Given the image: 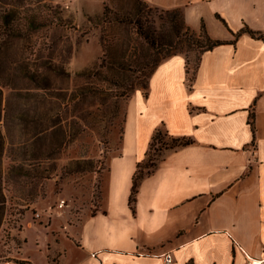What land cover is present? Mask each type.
Wrapping results in <instances>:
<instances>
[{
	"label": "crops",
	"instance_id": "0c3cea01",
	"mask_svg": "<svg viewBox=\"0 0 264 264\" xmlns=\"http://www.w3.org/2000/svg\"><path fill=\"white\" fill-rule=\"evenodd\" d=\"M145 1L181 8L223 43L201 54L191 83L178 53L155 67L147 97L131 98L99 208L75 236L80 263L264 264V38L245 31L264 34V0ZM161 127L194 142L165 151L131 206L137 163Z\"/></svg>",
	"mask_w": 264,
	"mask_h": 264
},
{
	"label": "rangeland",
	"instance_id": "374dc122",
	"mask_svg": "<svg viewBox=\"0 0 264 264\" xmlns=\"http://www.w3.org/2000/svg\"><path fill=\"white\" fill-rule=\"evenodd\" d=\"M133 4L135 0H42L34 7L49 13L50 24L26 32L9 50L8 57L11 54L22 65L30 59V70L42 75L44 89L21 72L19 84L27 96L47 93L38 107L30 104L32 108L21 113L42 118L46 131L34 145L16 150L11 144L29 136L28 118L19 126L17 113L11 114L15 117L8 130L3 127L7 204L0 218V264H81L86 256L76 245V233L99 208L108 159L123 143L129 102L138 90H147L155 64L146 67V62L161 56L152 50L149 57L148 46L138 49L133 25L140 19L167 37L172 34L159 17L164 8L146 2L142 11L131 10ZM5 8L0 6V11ZM106 8L115 23L105 19ZM176 42L173 50L186 52L192 73L199 52ZM162 142H170L169 137L161 134L155 141L153 159L165 153ZM22 164L28 165L26 175L17 172Z\"/></svg>",
	"mask_w": 264,
	"mask_h": 264
},
{
	"label": "trees",
	"instance_id": "16d2710c",
	"mask_svg": "<svg viewBox=\"0 0 264 264\" xmlns=\"http://www.w3.org/2000/svg\"><path fill=\"white\" fill-rule=\"evenodd\" d=\"M41 1L42 0H38V1L37 0H0V6L7 7L4 10L0 11V21H1L0 24H2L0 25V218L6 212V204H7V195L5 193V186H4L6 179H5L4 169H3V160H4L3 157H4V150H5V145H6V137L3 132L4 131L3 127L4 129L8 130L10 120L13 117H15V116H11V114L13 115L14 113H17L15 118H17L19 121L18 125L24 126V123H22V121L28 118L27 117L28 114L25 115L24 113H21V112L25 108H26L25 110L32 108L30 104H34L33 108L38 107L37 105H39L42 101H44L47 95L46 93L45 96L36 98L35 96L31 97V95H29L28 93V96H27L26 95L27 91L25 87H23L22 84H19V81L21 78L20 77L21 72H23V77H28L29 79H31L32 82L35 83V85H41V86L43 85L40 82L42 75L38 74L36 70H33V71L30 70V67H34L33 65H31L30 59H28L25 65H22V62H19L20 60L17 58H14V56H12L10 53L8 57V52L15 45V40L17 38H24L26 32H32V31L37 30L38 27L47 26L50 24L51 18L49 17V13L45 11L44 9L39 8L40 9L39 10L38 8L34 7ZM145 3H146L145 0H135V4L132 5L131 10L142 11L143 9H141V7L143 5L147 6ZM21 8H23V10ZM155 10H158V8L156 7ZM104 16H105V19H107L109 23L116 22L112 20L113 18L110 15L109 8L105 9ZM159 17L165 23H167L166 25L167 27L165 26V29L168 30L167 32L172 33L168 37L164 35V33L159 32L155 28L154 25L147 26V24H145L140 19H137V21L133 25V30H132V34L133 35L135 34L137 36V42H138L137 45L140 47L138 49L145 48L146 46H148L147 48L150 49V51L149 53H146V54H148L149 57L150 56L153 57L154 55L153 52H151L152 50H154L156 54H159L158 56L160 55L162 56V57L161 56L157 57L155 59L152 58L151 60L149 59V62H146V67H149L153 63L155 64L149 74V78L152 72L154 71L155 67L163 59L167 58L168 56H172L178 53H183L187 57V67H188V72H189L188 80H189V83H191L194 79L195 70L200 61L201 54L223 42L220 40L213 39L207 32V29L204 24L202 25V28L200 31H197L193 29L192 27H190L186 23L184 13L181 8L161 9ZM21 20H24L22 24L20 23ZM16 22L18 24H16ZM23 26L25 28L24 31L22 29ZM245 31L249 32L252 36L264 38V34L261 32L253 31L251 29H246ZM130 37L134 38V36L132 37V35H130ZM176 40H178L179 42H185L187 45L186 47H188L187 49L188 51L195 50L199 52L198 61L192 73L190 72V59L188 55L186 54V52L180 49L173 50L176 48L178 44ZM165 52H166V55L164 56L163 53ZM124 54L126 55V53ZM115 61H116V58H113V62ZM149 78L145 86L147 89L146 92L144 93L146 97L148 96ZM136 86L137 84L132 85L131 90H135ZM42 87L43 89L45 88V86H42ZM5 88L9 90L8 94H6ZM49 93H54V90L52 89L49 90ZM13 97H16L15 101L13 100ZM27 98H30L33 101H30V103L28 104L25 102V100H23ZM59 98L62 99L61 97ZM35 100L36 102H34ZM27 121H28V127L30 128V131L28 132L29 136L22 143H18L15 145L13 143L11 144L12 146L16 148V150L17 149L20 150L22 146H25V145H27L26 147L29 148L30 146L29 143H32V142H33L32 145H34V141L41 138V136L46 131V127L44 125L46 123L44 124L41 123V122H44L42 118L33 116L32 118L31 117L28 118ZM161 134L168 136L170 139V142L168 143L162 142V145L164 146L163 147L164 150L189 145L194 142V140L189 137L170 136L168 132L165 131L164 128L162 127L158 128L155 131L151 144H150V149L146 153V157L137 163V168L133 175L131 197H130L131 206H134L136 195H137L142 179L157 166L158 161L163 156L161 155V158H160V155H159L157 159H153L151 155V150L153 146L155 145V141L158 139L159 136H161ZM14 155L17 156L16 153H14ZM12 156H13L12 154L9 155V157L13 159L14 157ZM15 164L17 165V163ZM21 166H25V167H21ZM21 166L18 170L16 169L17 172L19 171L18 173L21 172L20 174L26 175L27 172H29L26 169V166L28 165L22 164ZM42 170H43V173L44 171L46 172V170L44 169Z\"/></svg>",
	"mask_w": 264,
	"mask_h": 264
},
{
	"label": "built area",
	"instance_id": "2783aa9c",
	"mask_svg": "<svg viewBox=\"0 0 264 264\" xmlns=\"http://www.w3.org/2000/svg\"><path fill=\"white\" fill-rule=\"evenodd\" d=\"M165 259L167 262H172V260H173L172 255L170 253L165 255Z\"/></svg>",
	"mask_w": 264,
	"mask_h": 264
}]
</instances>
